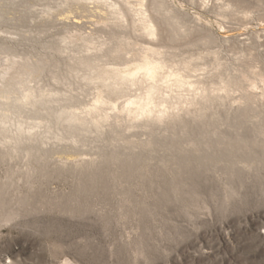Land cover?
<instances>
[{"label": "rangeland", "instance_id": "374dc122", "mask_svg": "<svg viewBox=\"0 0 264 264\" xmlns=\"http://www.w3.org/2000/svg\"><path fill=\"white\" fill-rule=\"evenodd\" d=\"M152 1L156 40L131 15L106 26L74 0H0V69L13 54L31 59L37 84L62 87L54 76H69L87 38L124 37L241 88L169 130L186 135L120 131L100 148L23 153L0 145V264H264V0Z\"/></svg>", "mask_w": 264, "mask_h": 264}, {"label": "bare ground", "instance_id": "6f19581e", "mask_svg": "<svg viewBox=\"0 0 264 264\" xmlns=\"http://www.w3.org/2000/svg\"><path fill=\"white\" fill-rule=\"evenodd\" d=\"M74 2L84 9L102 12V22L100 17L97 19L106 26L124 27L131 15L136 29L149 38L156 40L160 34V22L155 17L156 13L153 14L154 1L152 4L149 0ZM167 17L173 20L174 16L171 14ZM76 38L67 40L69 46ZM86 40L88 42L84 50L69 65L70 77L54 76V80L62 87L35 83L33 75L38 67L36 63L14 54L10 57L11 53H6L10 61L3 63L0 69L2 147L17 153L55 146L100 148L102 144L109 143L110 137L117 139L120 131L125 135L139 130L170 137L186 135L185 130V133L180 134L169 130H177L181 128L180 124L200 120L206 106L218 100L225 101L241 90L234 76L224 77L218 83L201 80L206 72L204 68L193 66L191 60H170L163 55L166 50L163 52L151 44L141 45L124 37L116 44L96 42L90 37ZM261 79L264 82L263 75ZM253 82L252 87H259L256 81ZM249 92L246 91L247 98H251ZM84 98L93 100V105H72V102L78 103ZM120 106L124 107L123 112ZM121 113L127 119L123 126Z\"/></svg>", "mask_w": 264, "mask_h": 264}]
</instances>
